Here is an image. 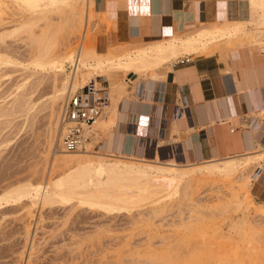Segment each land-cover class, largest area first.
Returning <instances> with one entry per match:
<instances>
[{"label": "bare ground", "instance_id": "1", "mask_svg": "<svg viewBox=\"0 0 264 264\" xmlns=\"http://www.w3.org/2000/svg\"><path fill=\"white\" fill-rule=\"evenodd\" d=\"M244 1L247 3L249 13L246 20L231 21L224 17L221 18L220 15V19L214 23H194L192 29L175 33L167 39L160 40V38L158 39L160 41L157 40L158 42L149 40L151 43L148 42L149 44H144V46L142 44L143 47H139L135 51L124 52L120 48L124 44L109 42L104 44L101 35L97 38L95 47L93 35L98 28H101V22L96 18L99 17L106 26L111 24L108 22L109 20H106L105 14L95 11V0H0V24L4 23V16L8 11L19 16L12 29L0 33V43H4L6 37L23 36L29 42L30 47L36 49L31 62L34 73L47 72L52 75L51 92L47 98L49 114L44 150V157L50 153L51 170L43 181L26 180L4 189L0 194V207L3 204L18 203L27 199L26 215L28 219H31L33 208L38 203L42 208L74 201L78 206L108 211L118 209L128 212L136 206L145 204L158 207L176 198L186 206H190L189 213L194 212L200 216L202 213L200 208L205 205L197 201L193 188L204 179L218 178L227 182L216 184L215 189L218 195L215 196L218 204L215 206L222 207L220 209L222 214L240 213L239 222H237L238 220L235 223L229 222L233 224L229 230L236 229L244 238L241 245L245 243L247 247L243 249L244 246H242V249H239L240 242L237 243L239 246L235 244L236 246L231 248L230 253L226 254L225 252L229 249L224 250L228 246L231 247L230 241L233 243L231 239L234 238L228 236V233H221L220 228H216L211 236L217 235V238L215 237L217 242L206 243L208 239L202 238L205 241L204 243L200 241L199 246L194 241L195 246L199 249L192 245L196 250L191 251V248L187 246V241L194 230L197 232L196 229H193L192 224L201 218L197 216L194 222L192 221L193 216L188 217V221L182 218L176 226L172 224L175 228L172 227L174 230L183 231V235L185 233L183 241L189 248L188 255H191L189 259L197 260L196 258L203 252L208 253L209 257L217 258L218 264H241L244 257H249L250 254L254 255V250L259 247L255 245L256 243L260 241L264 246V202L254 203L249 194V188L254 185L264 170V139L262 143L256 142L255 148L259 150L255 154L207 160L200 164L186 160L184 164L181 162L179 164L174 159L159 163L157 156L153 162L143 158H128L127 161H123L115 153L130 154L132 136L123 140L120 134L107 133L110 128L118 127V124L126 119L125 113L116 109L121 95L128 93L136 96L138 92L139 80H133L130 78L131 75H137L143 81L149 78L160 79L157 72L165 66L170 68L182 56L209 55L217 51H226L235 55L239 60H246L250 57L253 61L260 52L264 53V0ZM59 30L65 33L61 40L55 37ZM77 38L80 40L78 45L74 40ZM261 61H264V56L260 60H256V62ZM1 63L16 64L3 55H0ZM68 63L73 67L69 74L65 68ZM121 71L125 72V76L124 73L122 74L126 77L127 81L125 82L117 80V75ZM98 78H104L108 82L110 89L108 103L92 127L85 131L83 146L78 151L66 153L61 145V136H63L61 103L66 102L68 95L76 93L89 83L98 84L100 82ZM128 83L133 85L130 91L127 90ZM24 85L25 83L17 86L16 90ZM145 90L146 93L148 89ZM34 107L35 104L30 97L20 98L19 94H16L13 95L12 103L8 109L0 107V118L11 117L17 109L28 114ZM254 114H252L253 117L262 118L264 110ZM172 130L178 134L175 123ZM188 131H192V129L188 128ZM261 134V130L254 132L258 139ZM104 135L107 136L104 149L113 147L114 154L109 156L93 154L91 146ZM58 139H60V144L57 146L56 140ZM195 158L198 159L196 156ZM57 169L60 172L53 177L52 173ZM193 196L195 199L192 198ZM206 206L210 205L206 204ZM250 211L253 212L254 219L248 218L247 214ZM214 214L213 211L209 212L210 216ZM210 216L206 215L207 218ZM140 219L143 223L149 221ZM197 223L199 224L196 222L194 226ZM147 226L149 227V225ZM25 228L28 231L29 227L25 226ZM176 237L179 238L178 235ZM176 239L173 238L175 241ZM252 244L256 247L251 246ZM259 248L258 250H260ZM173 256H168L167 260L163 259L172 261V263L173 260L183 259L173 258Z\"/></svg>", "mask_w": 264, "mask_h": 264}, {"label": "rangeland", "instance_id": "2", "mask_svg": "<svg viewBox=\"0 0 264 264\" xmlns=\"http://www.w3.org/2000/svg\"><path fill=\"white\" fill-rule=\"evenodd\" d=\"M13 14V12L9 13V11L5 14L4 23L0 24V33L9 31L17 23L19 16ZM96 19L101 22V28H98L95 35H93L95 47L97 38L101 34H107L110 30V25L106 26L100 21L99 17ZM10 23L13 24L11 25ZM192 28L194 26L191 25L186 30ZM64 35L65 33L59 30L56 32L55 37L61 40ZM74 40L76 45H78L77 43L80 40L78 38ZM77 40L79 41L77 42ZM120 48L124 52H130L135 51L139 47L123 46ZM35 50L30 47L29 42L23 36L6 37L4 43H0V55L16 63L0 64V107L8 109L12 103L13 95L15 96L16 94H19L20 98L30 97L33 104H35V107L28 114L17 109L16 113L11 117L0 118V194L4 189L18 182L26 180L32 182L43 181L48 177L51 170L50 153L44 157V150L49 114L47 98L51 92L52 75L47 72L34 73L31 62L34 59ZM65 66L66 72L69 74L73 67L70 63ZM32 73L34 74L32 75ZM123 73L125 76L123 71L117 75V80L120 82L127 81L126 77L122 75ZM98 79L100 82L105 80L104 78ZM24 83V87L16 90L17 86ZM105 85H107L106 82ZM134 99L133 95L124 93L117 102L116 109L123 113L122 109L133 103L131 100ZM62 107H64V102L61 103V111ZM121 123L116 128H110L107 133L120 134L125 140L131 134L119 132L118 129ZM122 130L124 132L125 129L123 128ZM105 139H107V136L104 135L91 146L93 154L97 153L105 156L114 154L112 151L113 147L104 149ZM59 140H56L57 146L60 144ZM258 150L255 148L241 156L255 154ZM132 151L133 142L130 154L121 155L115 153V155L120 156L123 161H127L128 158H143L149 162L154 161V159L151 160L146 157H137L133 155ZM157 162L165 163L166 161H161L157 157ZM202 162L194 163L192 161L191 163L200 164ZM59 172V169L55 170L52 176H57ZM221 182L227 181L218 178H208L200 181L193 188L197 201L205 205L200 208L202 210L200 216L194 212L189 213L190 206H186L185 203L176 198L158 207H154L152 204H145L136 206L128 212L118 209L108 211L78 206L74 201L42 208L38 203L33 208V217L31 219H28L26 215L27 199H23L18 203L3 204L0 207V264H218L217 258L209 257L208 253L203 252L196 258L197 260L189 259L191 255H188L190 252L188 247L192 251L194 249L193 246L196 247L195 244L199 246L206 239H208L206 243L217 242V235H215L216 238L212 237V233L216 228H220L221 233H228V236L234 238L231 239L233 243L230 241L231 247L228 246L224 250L227 251L229 249L225 252L226 254L230 253L231 248L240 242L239 245L244 242L243 236L236 229L229 230L230 226L233 225L232 223L237 220L239 222L240 213L232 211L233 213L222 214L220 212L222 207H219V205L217 206L219 213H217L218 210L215 204H218L216 202L218 194L215 186ZM249 194L252 196L254 203L260 204L264 202V170L259 179L249 188ZM206 204L210 206L207 207ZM208 211H213L215 214L210 216ZM204 212L205 214L208 212L206 215L212 218H207L203 214ZM190 216H193V222L196 221L197 216L201 219L196 221L199 224L197 223L195 226L194 223L196 222L192 224L193 229H196L198 233L194 230L189 236L187 247L183 241L185 233L183 235V231L174 230V228L180 223L182 218L188 221ZM247 216L250 219L255 218L252 211L248 212ZM140 218H143V221L144 219L149 221L147 223L144 221L143 223ZM148 222L150 223L148 224ZM172 224H175V226ZM25 226L29 227L28 231ZM172 232L174 234H171ZM173 238H177L176 241ZM178 240L180 241L177 242ZM190 242L191 245H189ZM255 245L260 247L254 250V253L256 254L257 252V254L253 253L255 256L250 254L249 257H244L241 264H245V262L246 264H264V246L260 241ZM241 247L245 249L247 246L244 243L239 249H242ZM196 248L199 249L198 247ZM242 251L245 252V250ZM168 256L183 259L173 260L172 263V261H166Z\"/></svg>", "mask_w": 264, "mask_h": 264}, {"label": "crops", "instance_id": "3", "mask_svg": "<svg viewBox=\"0 0 264 264\" xmlns=\"http://www.w3.org/2000/svg\"><path fill=\"white\" fill-rule=\"evenodd\" d=\"M95 11L111 23L109 32L101 34L103 43L128 47L167 39L194 23H214L220 15L231 21L249 16L244 0H95ZM263 56L260 52L253 61L239 60L217 51L190 55L184 65L165 66L157 72L160 79L143 81L131 75L139 80V93L122 109L126 119L118 130L131 134L133 155L185 163L238 157L255 149L264 139V117H253L264 110V61L256 62ZM174 123L178 134L172 130ZM256 130L262 132L260 140Z\"/></svg>", "mask_w": 264, "mask_h": 264}, {"label": "built area", "instance_id": "4", "mask_svg": "<svg viewBox=\"0 0 264 264\" xmlns=\"http://www.w3.org/2000/svg\"><path fill=\"white\" fill-rule=\"evenodd\" d=\"M189 56L179 57L174 66L190 62ZM109 88L105 82L98 85L93 82L68 95L61 112L63 128L62 149L66 153L78 151L84 143L85 131L90 129L100 117L103 108L108 103Z\"/></svg>", "mask_w": 264, "mask_h": 264}]
</instances>
